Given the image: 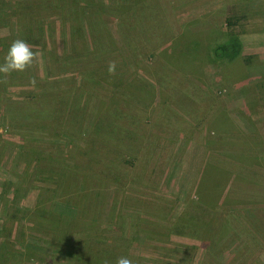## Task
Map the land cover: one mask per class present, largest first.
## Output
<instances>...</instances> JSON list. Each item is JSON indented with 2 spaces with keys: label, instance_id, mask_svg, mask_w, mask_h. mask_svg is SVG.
Returning a JSON list of instances; mask_svg holds the SVG:
<instances>
[{
  "label": "rangeland",
  "instance_id": "374dc122",
  "mask_svg": "<svg viewBox=\"0 0 264 264\" xmlns=\"http://www.w3.org/2000/svg\"><path fill=\"white\" fill-rule=\"evenodd\" d=\"M22 1L0 0V64L23 13L38 54L0 73V264H115L96 242L133 264H264V0ZM229 39L240 57L217 59Z\"/></svg>",
  "mask_w": 264,
  "mask_h": 264
},
{
  "label": "trees",
  "instance_id": "16d2710c",
  "mask_svg": "<svg viewBox=\"0 0 264 264\" xmlns=\"http://www.w3.org/2000/svg\"><path fill=\"white\" fill-rule=\"evenodd\" d=\"M88 2H90V1H88ZM91 5V4H90ZM102 6H105V4H103ZM24 8L25 7V9H29V10H37V7H38V4L37 3H35L33 0H31V1H22L20 4H19V9L20 8ZM94 8H96V7H94ZM133 8V6H129V7H126V8H124V7H122V9L123 10H126V12L127 11H131V9ZM121 11V12H123V13H125L124 11ZM21 14V13H20ZM126 14V13H125ZM23 15L25 16V18H23ZM34 17H31L30 18V16L29 15H26V14H22L21 16H19L18 17V20H20V22H22V19H24L25 21H26V23L27 24H20V23H18V26L19 27H27V25H28V27H27V29H25V30H23L21 33L22 34H24L25 35V37L27 36V39H25V41L26 42H30L28 39H29V36H28V30H31L30 29V27H32L31 26V23L33 22V21H35L37 18H35L34 20H32ZM30 19L32 20V22L30 21ZM229 21H231V19H228ZM236 21L235 22H233V23H229L228 24V28L229 29H232L233 27H235L236 26ZM33 28V27H32ZM34 29V28H33ZM90 33H91V36H92V34H93V32H92V30L90 31ZM93 38H94V40H95V37H94V34H93ZM98 42V39L96 40V43ZM38 44V43H37ZM111 45V44H110ZM77 49L79 50V47H78V37H77ZM241 49H242V45H241V43L239 42V41H237L236 39H229L227 42H225V43H223V44H221V45H219L218 47H216V49L214 50V52H215V57L217 58V59H237V58H239L240 57V55H241ZM75 52H76V49H75ZM242 158H244V160H245V162L246 163H250L249 161H247V157H246V155H242ZM250 159V158H249ZM210 172H212L213 173V171L212 170H214L213 169V167L211 166L210 167ZM209 172V173H210ZM208 173V174H209ZM207 177H208V175H207ZM206 177V178H207ZM224 178V177H223ZM204 181H206V179H204L200 184H199V187H198V189H197V194H198V196L200 197L199 198V203L201 204V205H204L205 207H207V208H209V209H213V205L212 204H214V201L212 202V201H210V200H203L202 198H201V191H202V189H203V187H204ZM221 182V179L219 180V183ZM214 191V190H213ZM193 219H191V218H186V217H180V218H178V222L176 223V224H174V227H176V228H182V227H184L185 226V224H182V223H188L190 226L192 225V223H194L193 221H192ZM212 220H210L209 222H211ZM180 222H182V223H180ZM178 223L180 224V226L178 225ZM187 224V225H188ZM206 227H208V226H206ZM185 228H188V226L186 227L185 226ZM97 244V248H95V250L98 252V255L96 256L97 257V259L99 260V262H101L102 260H104V259H106L107 257H106V250H107V248L108 249H114V248H117V249H114L115 251H121L122 252V254H121V256L126 252L125 250H122V249H119V247H114V246H111V247H106V245H105V243L104 242H96ZM121 256H117V255H115V253H113V260H115V262H116V260H117V258L118 257H121ZM130 257V256H129ZM131 259H132V257H130ZM82 262H84L81 258H76V259H74L73 260V263L74 264H82Z\"/></svg>",
  "mask_w": 264,
  "mask_h": 264
},
{
  "label": "clouds",
  "instance_id": "9594fccd",
  "mask_svg": "<svg viewBox=\"0 0 264 264\" xmlns=\"http://www.w3.org/2000/svg\"><path fill=\"white\" fill-rule=\"evenodd\" d=\"M38 54L32 51L31 46L22 39H16L12 42L5 58L4 63L0 64V73L11 74L13 72H25L37 61ZM115 62L109 64V74H115ZM35 84V81H32ZM115 264H133L128 256L118 257Z\"/></svg>",
  "mask_w": 264,
  "mask_h": 264
},
{
  "label": "crops",
  "instance_id": "0c3cea01",
  "mask_svg": "<svg viewBox=\"0 0 264 264\" xmlns=\"http://www.w3.org/2000/svg\"><path fill=\"white\" fill-rule=\"evenodd\" d=\"M208 111V109L206 110V112ZM223 111H225L224 109H223ZM205 112V113H206ZM230 112L228 111L227 112V116H225V118H226V120H224V121H227L228 120V122L230 123V120H231V123H233V120H232V117H230V114H229ZM221 114V113H220ZM204 115V114H203ZM219 116V115H218ZM218 118V117H217ZM160 124H161V122H156V126H158V127H160ZM165 124V123H164ZM162 125V127H164V125L163 124H161ZM168 128H169V125H168ZM215 129H216V127H214ZM183 130H181L180 132H181V135H183V134H186L187 132H188V130H185V128L183 127L182 128ZM183 133V134H182ZM188 134H193V132H191V133H188ZM180 135V136H181ZM190 137V136H189ZM163 147V146H162ZM175 149V148H174Z\"/></svg>",
  "mask_w": 264,
  "mask_h": 264
}]
</instances>
